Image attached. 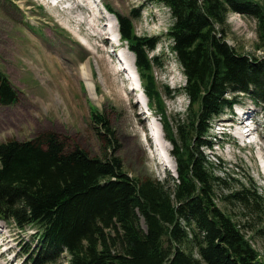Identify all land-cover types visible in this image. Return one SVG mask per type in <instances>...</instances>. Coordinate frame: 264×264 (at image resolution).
Wrapping results in <instances>:
<instances>
[{"label": "trees", "instance_id": "trees-1", "mask_svg": "<svg viewBox=\"0 0 264 264\" xmlns=\"http://www.w3.org/2000/svg\"><path fill=\"white\" fill-rule=\"evenodd\" d=\"M153 1L171 9V49L187 76L188 108L197 106L196 116L189 113L175 127L167 119L164 123L180 182L172 187L167 179L138 178L125 171L115 132L105 114L94 108L93 123L106 124L111 132L104 157L92 156L79 145L68 147L54 133L0 143V216L21 228L36 227L40 242L29 256L33 264H60L65 249L70 264H264L245 231L214 197L218 192L226 201L234 198L255 210L259 204L264 208V198L256 187L225 195L219 192L223 188L216 190L215 182L227 188L229 183L213 175L200 149L210 120L233 102L226 97L228 90H248L254 84L264 101V61L238 51L224 33L229 13L251 16L257 21L255 48L264 51V0ZM109 9L117 14L122 37L136 54L150 105L165 122L154 74V65L161 61L149 54L158 37L138 35L130 16ZM1 75L0 103H13L18 93ZM164 89L168 95L174 92Z\"/></svg>", "mask_w": 264, "mask_h": 264}, {"label": "rangeland", "instance_id": "rangeland-1", "mask_svg": "<svg viewBox=\"0 0 264 264\" xmlns=\"http://www.w3.org/2000/svg\"><path fill=\"white\" fill-rule=\"evenodd\" d=\"M80 1L66 0L55 4L54 0H0V72L9 76L18 92L16 104L0 105V142L36 139L54 133L68 147L79 145L92 156L104 157V146L111 139V132L106 124L100 127L99 123L92 122L94 106L105 114L107 124L115 132L120 145L116 153L122 158L125 171L138 178L177 177L158 154L152 139L148 138L150 123L138 96L129 88L125 71L104 48L112 41L101 36L107 34L102 27L110 29L105 25L108 19L103 16V1L129 15L133 9L140 8V16L134 20L136 31L142 36L159 37L157 47L150 50V54L158 56L161 61L155 66V75L167 109L164 123L167 119L175 127L174 122L187 120L189 113L196 116L197 106L188 108V97L184 92H177L173 97L165 93V86L179 89L186 83L181 64L171 49L173 40L168 30L174 18L169 6L151 0ZM89 1L99 10L94 9ZM110 23L115 35L116 24L112 20ZM227 26L224 33L230 45L249 56L255 54L264 61V51L255 48V18L231 12L227 15ZM124 46L121 44L116 50L120 55V58L117 56L119 62L123 57L124 60H132L131 53ZM86 59L91 66L87 71L92 74L91 80L87 81L82 79L78 69L81 61ZM91 83L94 84L93 89ZM234 94L232 90L227 92L229 98ZM240 95H243L242 103L246 105L249 100L245 96L247 93L241 92ZM225 112H228L227 107L212 120L205 136L207 141L200 147L213 175H220L229 183L228 188L224 187L225 183L220 186L219 182L213 186L216 190L223 188L219 192L224 191V195L229 190L242 192L256 187L259 196L263 197L264 149L259 152L254 144L251 148H243L236 140L228 142V139L231 141L228 136L224 138L226 144H217V126L227 117ZM257 120L259 124L263 123L261 112L257 114ZM230 131L233 130L225 129L227 133ZM146 138L150 144H145ZM210 139L214 141L213 146L207 144ZM167 145L171 149V145ZM171 158V166L175 169L178 162L172 155ZM171 186H176L172 180ZM220 196L217 192L215 201L233 215L245 231L249 243L264 260L262 205L259 204L258 210L255 206L249 209L239 200L233 198L226 201ZM9 230L3 231L1 237L0 264H26L20 246L28 243L36 247L37 240L30 235L33 231L21 230L12 224ZM66 263L70 264L69 261Z\"/></svg>", "mask_w": 264, "mask_h": 264}, {"label": "bare ground", "instance_id": "bare-ground-1", "mask_svg": "<svg viewBox=\"0 0 264 264\" xmlns=\"http://www.w3.org/2000/svg\"><path fill=\"white\" fill-rule=\"evenodd\" d=\"M89 2H91L90 4L92 5V1H89ZM56 3V2H55ZM93 6V5H92ZM133 9V8H132ZM106 12V11H105ZM106 15H107V17H108V19H111L112 21H115V16L114 15H110V14H108L107 12H106ZM104 16V15H103ZM251 17V16H250ZM111 20L109 21V23H104L107 27H110V29L109 30H107V29H104V32L105 33H109L110 35H106L105 37L107 38H110L112 35V31H111V29H114V28H112V26L110 25L111 23ZM104 28V27H103ZM147 35V34H146ZM173 47V46H172ZM129 51V50H128ZM130 53H131V57H132V60L131 61H129V59L127 58V59H125V61L124 62H122V68L124 69V71L125 72H127V73H129V76H131L132 78H136V80H137V75H136V71H135V63H134V61H133V59H134V56H133V53L131 52V51H129ZM120 56V55H119ZM118 58H120V57H118ZM118 60V59H117ZM122 60H124V57L123 58H121V60L120 61H122ZM119 61V60H118ZM91 68V66H90V62H89V59H86V61H81V63L79 64V74L81 75V77H82V79H85V81H87V80H91V78H92V74L91 73H88V71H87V69H90ZM92 82V81H91ZM135 84H138V82H135ZM91 85H92V89H93V87H94V84L93 83H91ZM141 87L139 86V85H137V87H132L131 89L132 90H138V89H140ZM139 98H141V97H139ZM138 98V99H139ZM152 99V98H151ZM99 99H97V101H98ZM149 111V110H148ZM148 114H151L150 112L148 113ZM150 116V115H149ZM146 118H148L147 116H146ZM153 129V132L152 133H150V135H154V134H156V136H157V141H158V144L156 145L157 147H160V149H158L159 151H161L160 153H162L163 154V157L165 158V160L166 161H168V164H170L171 163V157H170V155H169V153H168V148L165 146V143H164V141H162V139H161V137H160V133H159V131L156 129V128H152ZM244 132H241L239 129H237L236 130V135L238 136V137H240L241 139L243 138L242 137V134H243ZM165 160H163L164 162H165ZM227 169V168H226ZM49 248V247H48ZM257 250V249H256ZM52 251V250H51ZM70 261V260H69ZM67 264V263H66Z\"/></svg>", "mask_w": 264, "mask_h": 264}]
</instances>
